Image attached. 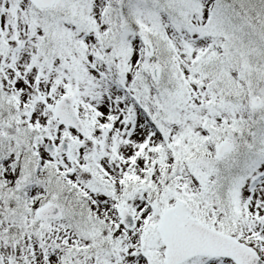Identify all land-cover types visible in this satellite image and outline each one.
Segmentation results:
<instances>
[{
  "label": "snow or ice",
  "instance_id": "snow-or-ice-1",
  "mask_svg": "<svg viewBox=\"0 0 264 264\" xmlns=\"http://www.w3.org/2000/svg\"><path fill=\"white\" fill-rule=\"evenodd\" d=\"M0 264H264V0H0Z\"/></svg>",
  "mask_w": 264,
  "mask_h": 264
}]
</instances>
